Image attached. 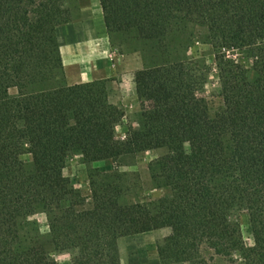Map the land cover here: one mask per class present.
I'll list each match as a JSON object with an SVG mask.
<instances>
[{
    "label": "trees",
    "instance_id": "obj_1",
    "mask_svg": "<svg viewBox=\"0 0 264 264\" xmlns=\"http://www.w3.org/2000/svg\"><path fill=\"white\" fill-rule=\"evenodd\" d=\"M69 2L0 0V264H58V250L71 264H120L119 238L161 228L160 264H264V0H98L109 37L151 56L133 75L145 107L122 137L108 80H65L56 31L71 21ZM196 41L212 48L211 64L190 52ZM232 50L251 51L249 68ZM212 70L213 115L203 93ZM156 149L149 179L165 193L155 198L127 200L126 173L90 166ZM73 154L90 201L63 174Z\"/></svg>",
    "mask_w": 264,
    "mask_h": 264
},
{
    "label": "rangeland",
    "instance_id": "obj_2",
    "mask_svg": "<svg viewBox=\"0 0 264 264\" xmlns=\"http://www.w3.org/2000/svg\"><path fill=\"white\" fill-rule=\"evenodd\" d=\"M98 0H70L69 7L71 10V21L77 22L84 20L85 16L98 17ZM68 22V23H69ZM107 33V32H106ZM109 41V49L106 51L105 56L109 62H111L114 82L108 80V87L110 98L113 101H118L119 106L123 110L122 120L115 126L114 134L117 137H122L128 129L136 128V115L145 107V103L140 101L135 93L132 94L134 72L139 69L146 67L151 62V56L149 49L134 40H122L119 36H114L112 39L107 34ZM190 52L194 55H202L208 64L212 63L213 51L210 45L202 42H194L190 49ZM230 55L238 59L244 66L249 68L250 64V50H232ZM248 76H253V71L248 70ZM11 95L16 94V89L11 88L9 90ZM204 95L207 99L209 113L211 115L216 112L222 105V100L218 96V84L214 70L211 71L208 82L204 88ZM127 101V104H122L123 101ZM162 153L161 149L145 151L137 154L131 159H126L124 163L113 162L112 160L106 159L96 161L90 164L91 167H97L101 171H110L114 168L128 175V178L134 182L131 187V193L127 200L134 198L138 200H147L161 196L165 193L164 189H153L148 174V163L153 158L157 157ZM24 159H29L28 155H23ZM63 174L68 175L72 185L80 191V193L89 199L90 189L87 178V166L81 164L80 157L78 155H70L66 158ZM34 218L39 222V229L41 233L48 231L46 223V217L44 213H38L34 215ZM244 242L250 244L252 242L250 228L248 224V218L246 213H241L237 217ZM169 233L168 228H161L149 232H144L147 237V244L151 248H156L158 240L163 238ZM138 243L140 241H137ZM145 242V243H146ZM119 250L120 264H129L130 253L138 254V250L132 248L135 243L127 242L126 238H120L117 242ZM68 251H54L52 256L56 259L58 264H71V260H68ZM70 256V254H69ZM208 264H231L227 259L213 255L208 258Z\"/></svg>",
    "mask_w": 264,
    "mask_h": 264
},
{
    "label": "crops",
    "instance_id": "obj_3",
    "mask_svg": "<svg viewBox=\"0 0 264 264\" xmlns=\"http://www.w3.org/2000/svg\"><path fill=\"white\" fill-rule=\"evenodd\" d=\"M97 4L99 6L98 17H94V20L92 16L86 15L84 20L65 23L57 27L59 53L65 80L68 84L99 79H110L114 82L115 74L111 62L105 56L106 51L110 48L109 41L99 2ZM131 82L133 83V78ZM132 94L135 96L134 83ZM111 101L119 105L118 101ZM127 103L125 100L122 102V104ZM81 164L84 165L82 162ZM123 238H126V241L131 244L135 243L132 248L136 247L134 249L138 250V254L130 253L129 264H160L156 248H151L147 244V237L144 233ZM67 258L70 260L69 254H67Z\"/></svg>",
    "mask_w": 264,
    "mask_h": 264
}]
</instances>
